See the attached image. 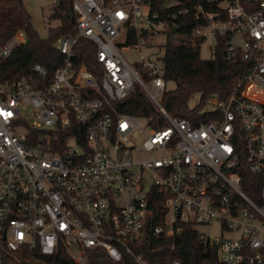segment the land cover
I'll list each match as a JSON object with an SVG mask.
<instances>
[{
    "label": "built area",
    "instance_id": "2783aa9c",
    "mask_svg": "<svg viewBox=\"0 0 264 264\" xmlns=\"http://www.w3.org/2000/svg\"><path fill=\"white\" fill-rule=\"evenodd\" d=\"M246 2L71 0L75 31L58 38L54 72L34 63L19 80L0 78L1 263L67 252L75 264H150L152 237L192 224L218 225L219 238L200 234L224 264H264V0ZM190 17L191 38L180 31ZM219 37L245 64L232 92L208 98L209 120L171 115L155 48L200 39L211 50ZM26 40L19 30L1 44L0 62ZM91 47L92 69L80 54ZM137 88L162 127L121 109ZM75 123L80 139L64 142Z\"/></svg>",
    "mask_w": 264,
    "mask_h": 264
},
{
    "label": "trees",
    "instance_id": "16d2710c",
    "mask_svg": "<svg viewBox=\"0 0 264 264\" xmlns=\"http://www.w3.org/2000/svg\"><path fill=\"white\" fill-rule=\"evenodd\" d=\"M258 2L259 0H251L246 2V5L256 7ZM71 4V0H59L53 6L49 20L57 19L59 23L51 26L48 20V36L43 38L34 29L32 15L25 6L24 0H0V45L19 30H23L27 38L26 42L16 48L10 56L1 60V79L16 81L28 76L34 63H41L51 73L54 72L63 57L57 45L58 38L75 31V19L66 15ZM191 17L180 29L190 38L196 25ZM197 41L198 44L194 45L189 39L186 43L170 39L164 46L161 56L165 77L168 83L170 81L174 83V87L168 88L165 92L162 103L171 115L188 118L194 123L211 118L212 111H205L208 98L229 96L245 67L243 62L228 59L225 40L221 37L210 50L209 58L202 57L200 39ZM88 49L81 51L80 54L81 59L92 69L97 61L92 53L93 50L91 51L92 47ZM195 94L200 95L199 102L191 105L190 101ZM121 109L146 118L151 127L163 126L159 121L156 106L141 88H137L133 95L124 100ZM199 114L202 115L197 118ZM81 129V124L75 123L69 130H65L64 142L69 135H76L80 139L79 133L83 131ZM160 209L158 205L156 215L151 218L152 225L162 223L163 215ZM34 256L38 258L31 257L28 264H75L67 252L52 256H43L34 252ZM167 258L179 259L181 264H224L220 260L218 246L202 237L192 224H183L182 232L175 237L151 238L150 249L147 250L146 255L148 263H161Z\"/></svg>",
    "mask_w": 264,
    "mask_h": 264
},
{
    "label": "rangeland",
    "instance_id": "374dc122",
    "mask_svg": "<svg viewBox=\"0 0 264 264\" xmlns=\"http://www.w3.org/2000/svg\"><path fill=\"white\" fill-rule=\"evenodd\" d=\"M25 6L27 9L30 11L32 15V23L34 29L39 33V35L43 38L48 36V20L50 13L52 11L53 6L55 5L53 0H24ZM51 26H56L59 23V20L57 19H50L49 20ZM159 44H165L166 42V37L163 35L158 39ZM144 49V48H143ZM144 53L150 54L151 51L144 49ZM153 53L159 54V56H163V48H155ZM201 55L203 58H209L211 53H210V47L208 46L207 43H204L201 47ZM140 56V51L139 50H132L130 53L127 54L128 59L130 62H136L138 61ZM169 88L174 87L173 82L168 83ZM200 95L195 94L191 101V105H196L199 102ZM213 107L209 104L206 103L205 106V111L211 110ZM197 230L204 235L210 236L213 239L219 238L221 235V232L219 230L218 225H213V226H206V225H198ZM0 264H5L1 263ZM9 264V263H6ZM11 264V263H10Z\"/></svg>",
    "mask_w": 264,
    "mask_h": 264
},
{
    "label": "water",
    "instance_id": "95a60500",
    "mask_svg": "<svg viewBox=\"0 0 264 264\" xmlns=\"http://www.w3.org/2000/svg\"><path fill=\"white\" fill-rule=\"evenodd\" d=\"M67 17L73 18L74 17V12L73 9L70 7L66 13Z\"/></svg>",
    "mask_w": 264,
    "mask_h": 264
}]
</instances>
